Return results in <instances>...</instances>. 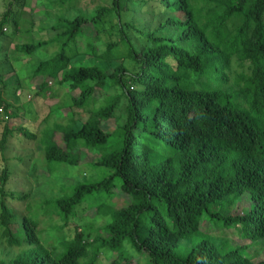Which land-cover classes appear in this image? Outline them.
I'll list each match as a JSON object with an SVG mask.
<instances>
[{
  "label": "trees",
  "instance_id": "1",
  "mask_svg": "<svg viewBox=\"0 0 264 264\" xmlns=\"http://www.w3.org/2000/svg\"><path fill=\"white\" fill-rule=\"evenodd\" d=\"M50 1L67 10L40 28L55 36L16 49L27 56L55 52L41 59L33 75L46 78L39 95L50 94L54 82L78 92L69 94L70 123L49 126L42 137L14 128L17 115L5 101L0 69L8 117L0 121V150L17 132L41 142L51 166L96 171L95 179L78 183L71 194L46 201L41 216L53 211L68 222L93 202L91 208L109 222L100 230L105 235L93 240L77 229L72 239L48 247L40 216L26 210L17 220L7 199L24 198L6 191L11 172L4 167L0 227L7 244L24 249L0 264H98L106 250L117 254L112 264H264L250 254L264 240V0H106L75 16L70 9L81 0ZM25 2L9 0L0 36L7 26L17 31L14 9ZM109 18H116L112 30L105 26ZM92 30L96 61L71 66L79 39ZM129 32L146 44L138 48ZM114 63L119 66L110 73ZM236 63L241 71L233 78ZM98 91L106 97L97 106ZM119 113L124 124L105 130ZM83 151L99 152L100 158L84 164ZM119 190L130 203L117 208ZM101 196L103 202H94ZM244 197L249 210L230 212ZM217 229L240 233L252 246L218 243Z\"/></svg>",
  "mask_w": 264,
  "mask_h": 264
},
{
  "label": "rangeland",
  "instance_id": "2",
  "mask_svg": "<svg viewBox=\"0 0 264 264\" xmlns=\"http://www.w3.org/2000/svg\"><path fill=\"white\" fill-rule=\"evenodd\" d=\"M9 0H0V22L2 15L7 9ZM109 2V0L107 1ZM23 9L15 8V19L19 21L17 31L8 28L3 36H0V69L4 74V98L12 106V111L17 118L14 128L25 127L42 137L47 127L60 123L67 125L70 123L71 99L69 94L72 89L68 84L59 86L56 82L49 85L52 88L50 94L46 96L39 95L41 85L46 79L34 76L35 67L41 59H47L50 54L45 49L37 51L35 55L27 56L18 52L17 45L25 42L47 41L55 36L51 30H41L42 25L49 24V18L53 20L67 10H61L59 7H52L50 0H26ZM106 4V0H81L76 6L70 9L72 16L76 15L77 10L90 12L98 6ZM50 16V17H49ZM49 17V18H48ZM44 23V24H43ZM116 23V18H109L106 22V28L113 29L111 26ZM6 29V28H5ZM130 36L138 48H142L146 41L139 35L129 32ZM95 37V30L88 31L87 34L79 39L77 57L73 60L71 66L92 65L96 61L95 56L90 49L91 40ZM107 41V37H104ZM53 55V54H52ZM119 66L118 63L111 65L110 73ZM241 68L236 63L235 72L232 77L235 78ZM110 91L109 94H113ZM53 94L54 96H51ZM106 95L103 91H98L95 100L100 104ZM119 113L116 119L107 122L104 125L105 130L114 131L118 125L124 124L125 119ZM86 118V116H85ZM3 132V126H0V140ZM56 140L63 145V135L57 134ZM43 145L38 140H29L19 133H15L6 146L5 151L0 150V171L2 168H8L11 172L6 191L15 193L24 200L11 199L7 201L17 213V220L25 214L26 210L30 216H40L43 239L50 248H57L62 242L70 240L77 229L83 230L86 236L93 240L98 235H105L104 226L109 219L97 214L96 209L91 208L93 202L86 203L81 207L75 217L68 222L55 215L41 216L44 212L46 201L56 200L68 194H71L74 186L78 183L90 181L96 178V171H87L81 166L68 165H49L46 162ZM100 158L99 152L83 151V163L88 164ZM50 167V168H49ZM55 167V169H54ZM104 197L94 198V202L101 203ZM2 196L0 194V201ZM117 208L126 206L130 203V198L120 190L116 192L113 199ZM28 207V208H27ZM250 202L244 197L230 212H247ZM51 209V208H50ZM49 210V209H48ZM26 212V213H27ZM15 233L19 232L20 226L17 222L12 226ZM214 231V230H213ZM219 234V230L215 231ZM218 243L230 241L240 245L252 246V243L242 237V234L234 231L223 232L215 236ZM257 246L250 247V254L256 256L257 260L264 258V240L258 241ZM24 247H11L3 238V229L0 227V260L10 263L21 252ZM133 253V251H131ZM117 258V254L109 251H103L98 264H112ZM138 258H136V262ZM144 263V259L140 261Z\"/></svg>",
  "mask_w": 264,
  "mask_h": 264
},
{
  "label": "built area",
  "instance_id": "3",
  "mask_svg": "<svg viewBox=\"0 0 264 264\" xmlns=\"http://www.w3.org/2000/svg\"><path fill=\"white\" fill-rule=\"evenodd\" d=\"M5 31H7V29H5ZM0 94H1V87H0ZM6 119H8V117L6 116L5 108L0 100V121H4Z\"/></svg>",
  "mask_w": 264,
  "mask_h": 264
}]
</instances>
